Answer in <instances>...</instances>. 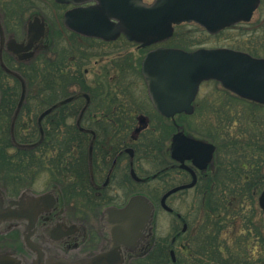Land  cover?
<instances>
[{
    "label": "flooded vegetation",
    "instance_id": "af4514ba",
    "mask_svg": "<svg viewBox=\"0 0 264 264\" xmlns=\"http://www.w3.org/2000/svg\"><path fill=\"white\" fill-rule=\"evenodd\" d=\"M19 1L0 0L1 109L6 108L2 106L6 103L3 98L10 93L16 97L18 93L19 98L21 91L20 79L4 67L20 75L23 67L31 65L39 57L43 45L42 40L35 42L32 48L33 57L22 59L20 50L17 53L12 50L25 41L27 24L30 21H26L24 38H20ZM62 5L72 7L71 4ZM127 43L144 49V54L161 45L140 47L134 42ZM54 47L53 40L50 45L45 44L43 50L49 48L57 58L61 49ZM86 52V49L81 50L77 56L76 50L73 55L70 48L71 55L65 62V72L56 73L53 79V88L49 92L52 96L50 103L43 105L42 102L46 100L42 95L47 91L36 89L32 96L34 104L31 106L36 115H28L29 120L20 121V136L23 137L20 143L33 145L21 149L34 148L40 156L39 153L42 152L46 155L54 144H66L67 168L57 171V174L52 171L49 185L41 190L25 185L18 194L10 195L4 188L2 192L6 198L52 192L55 200L32 215L33 224L29 219L3 223L0 230V251L11 250L23 258L32 259L33 253L24 242L25 235L32 232L30 238L57 255L74 258L93 254L108 243V233L105 232L101 220L102 210L107 206H123L133 194L144 193L137 191V185H147L155 181V187L149 185L150 191H160L158 199L149 194L155 206L153 233L142 252L127 253L124 264H264V209L258 199L264 190L262 122L259 123L258 131L253 129L251 132V137H255V144L251 146L258 149L256 154H242L245 160L240 163L231 158L234 155L231 148L228 154L225 153V158H219L218 146L212 137L203 138L188 132L184 121L178 117L183 113L174 118L160 116L154 109L148 92L145 100L150 108L143 105H140L141 108H133L136 100L127 98L119 83L120 76L117 75L116 78V74L111 73L114 70V61L110 64L112 67L95 64L99 67L92 70L95 77L89 80V69L84 68L85 74L81 72L79 65L80 63L84 66L93 56ZM140 65L139 63V68ZM61 69L62 67L59 70ZM123 70L125 71L124 68ZM139 73L143 77L140 69ZM10 81L13 83H9ZM144 83L146 85L145 80ZM14 84L19 85V92ZM8 85L13 89H8ZM77 86L78 89H75ZM29 95L30 89L27 88L20 114L23 109L27 113L32 110L27 106ZM197 96L198 94L196 98ZM66 98L71 99L66 101ZM196 98L193 101L194 111ZM54 104L57 105L39 119L41 113ZM178 131L213 144L211 160L200 167V163L195 164L192 159H174L170 153V145L173 135ZM254 131L260 135L256 136ZM139 159L153 160L158 167L152 173L138 174L136 163ZM38 160L41 161L42 157H38ZM49 162L46 158L43 162L48 170ZM237 169H241V172L236 171ZM131 170H134L139 179L133 177ZM181 185L184 187L165 199L170 210L164 208L160 202L163 194ZM112 192L125 193L127 197L121 203L111 200L98 211V202L102 203ZM176 193H181L177 206L170 203ZM90 203L97 206L94 210L97 215L94 233H91L88 223L78 215H83L79 213L80 210L87 213ZM159 207L175 219L170 234H157ZM69 224H75L76 228L69 230L66 226ZM54 226L65 229L62 238L53 240L48 236L46 230Z\"/></svg>",
    "mask_w": 264,
    "mask_h": 264
},
{
    "label": "water",
    "instance_id": "95a60500",
    "mask_svg": "<svg viewBox=\"0 0 264 264\" xmlns=\"http://www.w3.org/2000/svg\"><path fill=\"white\" fill-rule=\"evenodd\" d=\"M71 2L77 7L65 12L64 24L69 29L88 36L105 40L116 39L124 34L130 41L146 46L161 42L172 36L174 24L195 22L209 33L249 21L260 0H56ZM93 1L95 4L82 6ZM46 35L44 21L35 16L28 22L27 34L20 46V59L34 54V43ZM21 81V95L12 118L11 132L16 116L24 101L26 85L16 72L4 67ZM149 98L154 108L166 117L173 118L180 112L191 113L199 85L202 81L215 79L221 85L240 97L264 104V58L236 49L197 48L191 51L177 47H157L149 50L141 62ZM71 98H66L68 101ZM64 100V101H65ZM41 113L39 119L53 107ZM12 138L14 139L13 133ZM14 141V140H13ZM20 146L19 143L14 141ZM214 145L176 132L171 141V156L179 161L192 159L195 164L204 165L212 158ZM200 161V162H198ZM133 177L139 179L134 170ZM184 186H176L161 197V205L170 210L166 197ZM259 204L264 209V190L259 195ZM52 192L23 194L18 198H6L0 190V230L3 223L29 219L46 204H52ZM155 206L143 193L129 197L123 206H107L102 210L101 220L108 233V243L101 250L70 258L48 251L41 243L25 235V245L33 253L32 259L23 258L11 250L0 251V264H124L127 253H140L149 243L153 233ZM69 230L75 224L66 225ZM65 229L54 226L46 230L51 239H60Z\"/></svg>",
    "mask_w": 264,
    "mask_h": 264
},
{
    "label": "rangeland",
    "instance_id": "374dc122",
    "mask_svg": "<svg viewBox=\"0 0 264 264\" xmlns=\"http://www.w3.org/2000/svg\"><path fill=\"white\" fill-rule=\"evenodd\" d=\"M145 1L151 2L152 0ZM9 2H17V0H9ZM19 2L20 38H24L26 21L30 19L33 14H38L49 24L50 34L47 40L49 45L54 40V45L56 46L54 48L65 50L67 57L71 55L70 48L73 55L75 54V50L78 56L81 50L84 49H86L87 55H89V53L93 55L84 66H81L77 61V64L79 63L80 65L81 72L86 74L84 68L87 67L89 69V74L87 76L89 80L95 77L92 70L99 67L95 64L112 67L110 64L114 61V70H111V73H115L116 78L117 75L120 76L119 83L127 98L131 101L132 99L136 100L132 107L141 108L140 105H143V107L150 108V105L145 100L147 87L143 77L139 73V63L145 52L144 49L137 48L136 44L127 43L126 39L123 37L112 42H103L101 39L89 38L72 32L63 23V12L69 7L57 4L55 0H20ZM162 45L180 47L185 50H193L197 47H229L244 50L255 56L264 57V0H262L255 10L249 22L238 23L218 34H209L196 23H183L176 26L173 37ZM41 54L42 53H40L39 57ZM47 54L49 56L52 55L50 50L47 51ZM95 60L99 62L96 63ZM24 68L25 67H23V70ZM105 68L106 67H104V69ZM21 69L20 66V70ZM9 83H13V81ZM15 87L16 91L19 92V85L16 84ZM28 88L30 89L29 97L31 99L28 100L27 106L31 107L34 104L32 96L38 87L30 85ZM74 88L78 89V86ZM16 98L18 99V93ZM195 104V111L192 114H182V116L178 117L184 121L188 132L202 136L203 138L212 137V140L218 146L219 158H225V153L228 154L229 150L232 148L231 152L234 155L231 158L242 163L241 160H245L243 157L244 154H256V152H258L255 146H251L255 144V140H253L255 137H251L253 136L251 132L253 129L258 131L260 127L259 123L261 122L264 126V106L238 98L223 89L220 84L213 81L202 83ZM31 109L29 113L24 109L21 114L18 112L15 119V126L18 122L17 130L20 128V121L29 120L27 117L28 115H36L35 112L33 113L32 107ZM174 131L175 129L172 130V132ZM253 133L256 136L260 135L259 132L257 135L256 131ZM10 140L11 142L14 140L20 144L21 139L20 136H18V138L14 139L10 137ZM226 145H230L231 147L229 146L227 149ZM13 146L20 149L29 148L27 146L20 147L17 144ZM249 159L251 161L252 157L250 156ZM46 160L48 161L49 159L46 158ZM45 164L46 163H43L42 160H37L34 165L30 166L28 169H20L21 175H17L16 178L7 176L5 172L3 173L0 171V185L5 187L10 195L18 194L20 189L25 185H31L35 190L44 189L49 185L48 182L51 179L50 174L52 172L45 168ZM157 167L155 161L149 159H139L136 163V170L138 174L142 175L154 172ZM240 170L237 169L236 171ZM155 184L156 182L153 181L151 184L137 185L136 188L137 191H143L158 199L160 191L153 190L152 192L150 191L151 187H149V185L155 187ZM180 194L181 193H176L175 196L171 198L170 203L172 205H178ZM238 194L240 195V193ZM126 197L125 193L112 192L103 199L102 203L100 202L99 204L98 202L100 207H96L98 211H100L105 203L111 200L121 203ZM89 205H91V207H89L87 213L80 210L79 213L83 215H78L88 223L91 228V233H94V224L97 223V215L94 213L96 207H94L92 203ZM174 220L172 215H169V213L159 207L157 214V234H170Z\"/></svg>",
    "mask_w": 264,
    "mask_h": 264
},
{
    "label": "trees",
    "instance_id": "16d2710c",
    "mask_svg": "<svg viewBox=\"0 0 264 264\" xmlns=\"http://www.w3.org/2000/svg\"><path fill=\"white\" fill-rule=\"evenodd\" d=\"M178 46V45H176ZM49 49L43 50L41 53L44 54L40 57H37L36 60L31 63V65L25 66L24 70L22 69V74L27 79L28 86L38 87L39 90H45L47 92L43 93L42 97L46 101L42 102L43 105L49 104L51 100L50 90L53 88V79L55 74L62 71L65 72V62L67 60V53L65 50H60L57 58L53 55L49 56L47 51ZM46 53V54H45ZM66 53V54H64ZM56 58V60H54ZM62 67L61 70H59ZM8 89H13L12 86L8 85ZM6 99V103L2 106H6L5 109L0 108V171L5 172L7 176H12L16 178L17 175H21V170H26L30 166H33L35 161L38 160V157L44 159H49V168L54 173L57 171L61 172L62 169L67 168V158H66V144H54L51 150L45 155L44 152L39 153L38 156L36 149H20L13 146L10 140V120L15 107V102L17 100L16 95L10 93ZM31 99V98H30ZM28 100V99H27ZM28 103V102H27ZM30 112V111H28ZM17 124L15 126V136L18 138L20 136V128L17 130ZM23 137L20 136V139ZM45 144V142H43ZM54 146H57L55 148ZM50 148V145H47ZM45 155V156H43ZM48 162V161H47ZM59 169V170H58ZM80 170V169H78ZM4 175V174H3ZM153 196V195H151ZM154 197V196H153Z\"/></svg>",
    "mask_w": 264,
    "mask_h": 264
},
{
    "label": "bare ground",
    "instance_id": "6f19581e",
    "mask_svg": "<svg viewBox=\"0 0 264 264\" xmlns=\"http://www.w3.org/2000/svg\"><path fill=\"white\" fill-rule=\"evenodd\" d=\"M27 26H28V24H27ZM140 64H141V62H140ZM4 188H5V187H3L2 185H0V190H1V191H3Z\"/></svg>",
    "mask_w": 264,
    "mask_h": 264
}]
</instances>
